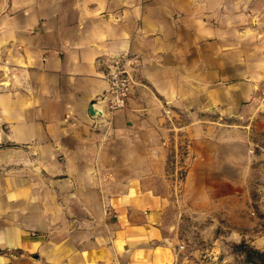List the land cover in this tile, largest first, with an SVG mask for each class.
Instances as JSON below:
<instances>
[{
    "label": "crops",
    "instance_id": "0c3cea01",
    "mask_svg": "<svg viewBox=\"0 0 264 264\" xmlns=\"http://www.w3.org/2000/svg\"><path fill=\"white\" fill-rule=\"evenodd\" d=\"M236 206L264 207V0H0V264H171L166 223Z\"/></svg>",
    "mask_w": 264,
    "mask_h": 264
},
{
    "label": "rangeland",
    "instance_id": "374dc122",
    "mask_svg": "<svg viewBox=\"0 0 264 264\" xmlns=\"http://www.w3.org/2000/svg\"><path fill=\"white\" fill-rule=\"evenodd\" d=\"M173 176L178 182L184 172L179 168ZM252 210L247 208L245 220L236 206L229 214L215 212L211 220L183 214L181 221L166 223L171 264H264V207Z\"/></svg>",
    "mask_w": 264,
    "mask_h": 264
},
{
    "label": "built area",
    "instance_id": "2783aa9c",
    "mask_svg": "<svg viewBox=\"0 0 264 264\" xmlns=\"http://www.w3.org/2000/svg\"><path fill=\"white\" fill-rule=\"evenodd\" d=\"M109 85L103 98L109 99V107L114 109L124 106L128 97L133 79L118 61L114 63L113 70L109 72Z\"/></svg>",
    "mask_w": 264,
    "mask_h": 264
},
{
    "label": "water",
    "instance_id": "95a60500",
    "mask_svg": "<svg viewBox=\"0 0 264 264\" xmlns=\"http://www.w3.org/2000/svg\"><path fill=\"white\" fill-rule=\"evenodd\" d=\"M91 112H92V110H91Z\"/></svg>",
    "mask_w": 264,
    "mask_h": 264
}]
</instances>
